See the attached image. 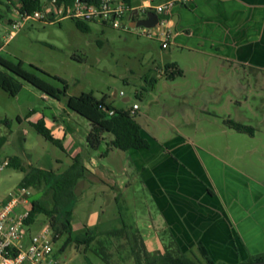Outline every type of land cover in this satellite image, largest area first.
<instances>
[{
    "label": "rangeland",
    "instance_id": "374dc122",
    "mask_svg": "<svg viewBox=\"0 0 264 264\" xmlns=\"http://www.w3.org/2000/svg\"><path fill=\"white\" fill-rule=\"evenodd\" d=\"M136 1L131 0L133 3ZM14 13L6 8L1 12V44L6 43L13 30L5 21L12 19ZM143 17L139 14L136 18ZM87 25L89 32H83L72 19L55 17L53 21L32 20L6 44L1 57L14 67L21 64L22 70L57 89L63 91L67 86L69 97L90 92L99 99L106 95L114 107L121 110L131 109L138 104V121L146 123L149 119V124L146 123L148 130L155 132L157 129L159 138L167 136V126L173 125L183 134L194 136L183 125L184 106L180 104V99L187 95L183 98L186 103L201 106V100L193 90L218 81L214 70L218 63L206 62L172 48L173 61L181 72L170 80L162 79L157 74L158 68L163 66L160 55H164L159 42L137 34L136 30H116L109 25L92 22ZM153 78L157 83L151 85ZM17 83L21 84L20 91L16 90ZM41 96L40 90L14 70L0 64V120L10 122L9 127L6 124L0 126V136L7 137L0 150V160L6 162L18 158L27 172L44 169L61 174L73 163L71 154L38 134L32 123L40 115L56 117L80 141L95 119L93 121L92 117L74 109L65 97H62L64 102L56 103L51 99L44 101ZM215 96L218 100L209 103L207 111L218 117L236 120L239 115L255 120L260 116V111L256 109L264 97L260 90H249L243 100L231 92L217 93ZM217 123H222V119L218 118ZM253 123L251 125L255 126ZM261 133L264 134V127H261ZM105 137L99 150H89L99 163L95 166L98 174L94 173L95 167L87 165L85 176L74 188L75 230L80 231L83 226L93 223L94 215L100 222V231L108 228L106 224H110L111 229L121 228V219L140 240L137 249L141 253L142 264H146L148 257L154 259L156 264H167L169 253L193 259L200 257L197 251L182 254L177 251L172 239L154 234L150 223V211L152 208L154 212V208L149 194L142 188L140 175L130 173L128 166L133 165L129 163V153L112 150L103 156L107 143L113 139L111 134ZM24 176L25 172L14 167H7L0 174V201L18 188ZM30 190L34 199L42 196V192L34 188ZM49 223L46 216L40 215L34 225L27 226V239ZM67 238L66 234L54 244L58 257L66 264H108L94 251L97 250V242L87 250L84 245L70 244L62 252ZM113 241L114 245L107 249L109 263L136 264L125 240Z\"/></svg>",
    "mask_w": 264,
    "mask_h": 264
},
{
    "label": "crops",
    "instance_id": "0c3cea01",
    "mask_svg": "<svg viewBox=\"0 0 264 264\" xmlns=\"http://www.w3.org/2000/svg\"><path fill=\"white\" fill-rule=\"evenodd\" d=\"M120 1L139 8L168 0ZM165 18L173 36L167 49L159 42L164 55H160L163 66L157 70L158 77L172 79L166 66L175 64L171 50L175 48L217 62L218 81L193 90L201 106L186 103L187 95L180 99L183 125L194 136L173 125L167 126V136L159 138L157 129L148 130L149 119L138 121L150 148L129 151L133 167H128L130 173L140 175L142 188L149 194L154 208L150 223L156 236L172 239L182 254H194L203 245L215 263L242 264L264 254V97L256 108L259 118L237 115L235 120L254 127V135L227 128L225 119L208 112L207 105L218 100L217 93H235L239 100L251 89L264 94V0H195L176 4ZM5 22L9 24L10 19ZM41 98L58 103L45 94ZM218 118L222 123H217ZM39 119L72 159L80 156L85 168L99 164L87 146L91 126L79 141L58 118L40 115ZM9 195L0 201V208ZM97 218L92 216L93 223L86 227L99 225Z\"/></svg>",
    "mask_w": 264,
    "mask_h": 264
},
{
    "label": "trees",
    "instance_id": "16d2710c",
    "mask_svg": "<svg viewBox=\"0 0 264 264\" xmlns=\"http://www.w3.org/2000/svg\"><path fill=\"white\" fill-rule=\"evenodd\" d=\"M58 5L64 4L65 12L69 13L76 0H56ZM91 3H96L97 0H87ZM127 4V2L125 1ZM45 0H0V18H2V10L4 8L23 13H34L43 10ZM14 9V10H13ZM16 13H14V16ZM13 16V18H14ZM12 18V19H13ZM10 19V22L11 20ZM53 19H50L52 21ZM76 21V20H75ZM88 22L76 21L77 27L83 32H89ZM0 64L9 70H14L18 76L26 80L35 88L40 90L42 94L64 102L62 97L71 103L74 109L79 110L95 121L91 124V131L87 136V146L91 150H99L106 140V134H111L113 139L107 143V150L103 156L107 155L112 150H120L129 152L131 150H147L150 148L148 139L144 136L141 125L138 122L137 114L132 115L131 109L121 110L114 107L110 102L108 96H103L101 99L97 98L93 92L83 93L80 96H68L67 86L66 90H60L52 86L50 83L39 80L34 75L22 70L21 64L14 67L12 64L4 60L0 55ZM176 64L166 66V73L171 77L180 74ZM156 79H151L150 84H156ZM21 84H16V90L20 91ZM113 112V115H111ZM6 124L10 126L8 120H0V126ZM224 124L227 128L241 134L254 135L255 128L241 122L231 119H225ZM38 134L43 136L46 140L54 143L63 149L62 142L57 140L46 127L43 119L32 123ZM7 142V137L0 136V150ZM2 161L0 160V163ZM8 162V167H14L17 170L25 172V176L21 181L19 187L31 189L34 188L42 192V196L38 199L32 198L28 207L29 219L26 221L27 226H32L36 223L40 215L46 216L50 220L51 228L54 232V242L57 243L64 235L68 238L62 247L61 251H65L70 244L84 245L86 250L97 242V250L94 251L103 258L105 262L109 263V253L107 249L114 245L116 241H123L130 247V256L134 257L136 264H142L141 253L138 251L139 239L137 235L132 233L131 228L128 227L124 220H119L121 228H110V224H106L108 228L104 231L99 230V225L94 227L83 226L82 230L76 231L74 223V204L75 195L74 188L78 181L86 174V168L80 156L73 159V163L61 174H56L53 171L44 169H32L30 172L23 167L18 158H12ZM143 244V241H141ZM138 244V245H137ZM198 252L200 257L190 258L188 256H176L169 253L166 257L167 264H224L215 263L209 256L207 250L203 245H199ZM264 261V254L251 258L242 264H251L254 262ZM146 264H156L154 259L147 258Z\"/></svg>",
    "mask_w": 264,
    "mask_h": 264
},
{
    "label": "built area",
    "instance_id": "2783aa9c",
    "mask_svg": "<svg viewBox=\"0 0 264 264\" xmlns=\"http://www.w3.org/2000/svg\"><path fill=\"white\" fill-rule=\"evenodd\" d=\"M195 0H168L158 5H144L133 8L120 0H97L91 3L87 0H76L74 7L66 13L64 4L58 5L56 0H45L43 10L34 13H19L9 22L12 32L8 35L5 44L0 43V55L6 44L13 39L17 31L32 20L50 21L55 17L59 19H72L76 21L100 23L109 25L116 30H136L150 40L161 43L167 49L173 36L170 22L165 18L176 4L189 5ZM159 16V22L154 28L141 27L132 29L130 22L137 20L139 14L146 17L148 12ZM52 13V17L48 16ZM52 20V21H53ZM140 110L138 104L131 109V114L136 115ZM113 115V112H111ZM8 167V162L0 163V174ZM30 189L18 187L10 193L8 201L0 208V264H66L62 261L54 248V232L50 224L27 239L26 221L29 219V205L32 201Z\"/></svg>",
    "mask_w": 264,
    "mask_h": 264
},
{
    "label": "water",
    "instance_id": "95a60500",
    "mask_svg": "<svg viewBox=\"0 0 264 264\" xmlns=\"http://www.w3.org/2000/svg\"><path fill=\"white\" fill-rule=\"evenodd\" d=\"M48 16L51 18L52 13L48 12ZM159 22V16L154 12H148L145 18L134 20L130 25L132 29H138L141 27L154 28ZM251 264H264V261L254 262Z\"/></svg>",
    "mask_w": 264,
    "mask_h": 264
}]
</instances>
